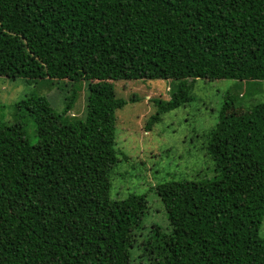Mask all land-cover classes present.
Masks as SVG:
<instances>
[{"label": "trees", "instance_id": "16d2710c", "mask_svg": "<svg viewBox=\"0 0 264 264\" xmlns=\"http://www.w3.org/2000/svg\"><path fill=\"white\" fill-rule=\"evenodd\" d=\"M0 76L87 82L83 119L31 94L0 122V264H131L143 195L110 197L118 159L114 81L166 79L150 130L193 100L198 78L264 80V0H0ZM229 96L207 133L214 176L155 187L170 229L143 242L145 264H264V103ZM144 264V263H139Z\"/></svg>", "mask_w": 264, "mask_h": 264}, {"label": "rangeland", "instance_id": "374dc122", "mask_svg": "<svg viewBox=\"0 0 264 264\" xmlns=\"http://www.w3.org/2000/svg\"><path fill=\"white\" fill-rule=\"evenodd\" d=\"M172 82L166 79L114 81L116 97L126 104L115 112V147L117 163L110 174V197L143 195L147 211L130 248L131 264L146 263L143 242L156 233L170 229L166 210L155 187L170 180L197 181L214 176V162L206 153L207 133L218 120L223 101L229 96L246 111L264 103V80L258 83L236 79L198 78L191 93L193 100L162 114L150 130L144 126L156 112L154 99H168ZM72 89L76 100L67 113L83 119L88 94L85 80H27L0 76V122L21 123L30 144L37 142L36 126L28 109L18 108L22 99L35 94L44 97L54 111L61 114ZM264 237V217L259 227Z\"/></svg>", "mask_w": 264, "mask_h": 264}]
</instances>
